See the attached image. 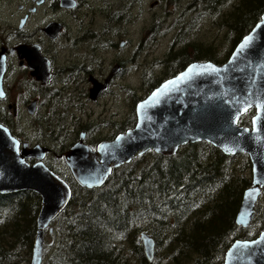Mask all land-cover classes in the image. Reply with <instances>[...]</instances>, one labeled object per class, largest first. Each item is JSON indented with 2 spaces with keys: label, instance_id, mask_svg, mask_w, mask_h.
I'll return each mask as SVG.
<instances>
[{
  "label": "trees",
  "instance_id": "trees-1",
  "mask_svg": "<svg viewBox=\"0 0 264 264\" xmlns=\"http://www.w3.org/2000/svg\"><path fill=\"white\" fill-rule=\"evenodd\" d=\"M187 10L197 12V20H210L213 40L183 47H175L174 40L164 78L192 61L223 63L260 19L264 0H190ZM164 78L152 81L149 89ZM238 123L249 124V119L242 115ZM66 179L72 195L53 220L60 238L47 264H159L162 249L164 264H220L234 239L254 238L264 226L258 203L249 226L235 223L251 183L248 156L226 155L206 141L186 143L170 156L149 150L114 168L101 188H83L70 175ZM39 208L40 197L31 190L0 194V264L27 261ZM141 230L155 241L152 261L143 252Z\"/></svg>",
  "mask_w": 264,
  "mask_h": 264
},
{
  "label": "water",
  "instance_id": "water-1",
  "mask_svg": "<svg viewBox=\"0 0 264 264\" xmlns=\"http://www.w3.org/2000/svg\"><path fill=\"white\" fill-rule=\"evenodd\" d=\"M250 43L241 49L246 38ZM211 66L216 71L209 69ZM4 63L0 62V91ZM183 78V79H181ZM154 94H158L154 96ZM251 102V106H249ZM253 107L250 127L239 116ZM246 108V111L243 109ZM136 121L112 140L92 149L79 139L63 152L74 181L83 188H101L114 168L151 150L173 155L186 144L206 141L226 155L244 153L251 163V183L242 194L235 223L250 225L259 197L264 211V12L252 29L220 64L209 60L188 63L161 81L135 105ZM48 148L20 143L0 122V194L31 190L40 197L29 264H43L45 232L72 195V187L43 162ZM26 157L36 158L28 163ZM143 252L152 261L155 241L141 230ZM220 264H264V226L254 238H237Z\"/></svg>",
  "mask_w": 264,
  "mask_h": 264
},
{
  "label": "flooded vegetation",
  "instance_id": "flooded-vegetation-1",
  "mask_svg": "<svg viewBox=\"0 0 264 264\" xmlns=\"http://www.w3.org/2000/svg\"><path fill=\"white\" fill-rule=\"evenodd\" d=\"M142 4L143 0H0V62L4 63L0 106L5 111L0 114V122L11 130L6 115L15 119L20 106L36 119H50L48 129H59L57 133L40 130L42 137L37 133V139L24 140L11 132L29 147H47L44 164L66 181L71 176L69 169L61 175L48 158L64 161L63 152L79 139L80 133H84L83 141L95 149L100 142L112 140L132 127L136 103L157 86L149 89L150 84L146 95L134 101L133 118L113 133V84L118 74L129 70L125 64L132 62V57L119 56L127 42H116L113 35L118 33L119 25L130 21L133 5ZM147 38L144 43L149 42ZM127 87H120L121 91L133 93ZM61 97L75 103L79 110L78 118L73 116L70 123L54 108ZM254 113L251 107L241 114L239 118L245 115L249 119V124L241 125L250 127ZM40 122L39 128H44ZM102 128L104 134L99 133ZM25 159L28 163L37 161L33 157ZM53 224L52 230L46 232L54 234Z\"/></svg>",
  "mask_w": 264,
  "mask_h": 264
},
{
  "label": "rangeland",
  "instance_id": "rangeland-1",
  "mask_svg": "<svg viewBox=\"0 0 264 264\" xmlns=\"http://www.w3.org/2000/svg\"><path fill=\"white\" fill-rule=\"evenodd\" d=\"M189 1L182 0L172 4L166 0H158L157 3L156 0H143L141 6L133 5L130 21L125 25L118 26V33L113 35V40L119 42L123 39L127 42L123 49L119 51V56L122 58L132 57V62L129 61L125 64L129 67V70L121 75L118 74L113 84V133L120 130V126H125L126 122H129V118H133L132 106L134 100L146 95L145 92L152 81L164 77L165 66L163 60L166 58L170 45H173L175 41H178L175 47H183L185 44L192 42H202L204 44L212 42L215 30L210 20L206 17H199L197 20L195 16L197 12L186 11ZM116 17H113V19ZM153 37L156 38L151 40ZM146 38L149 40L148 43H144ZM122 86H128L127 89L130 88L133 93L121 91ZM54 108L57 112L64 114L69 123L73 116L78 118L79 110L75 107V103L72 105L69 100H63L62 97L59 98L58 103L54 104ZM19 110L20 112L13 120H10L13 118L12 115H6L9 118L7 124L14 131L12 132L16 137H22L24 140L27 138L35 140L38 134L41 136L40 130L45 134L46 131H50L51 128L48 129L51 125L50 119L46 118L47 122L40 117L36 119L22 106ZM41 112L42 115L45 114L44 110H41ZM1 113L4 114L5 111L0 106ZM40 120L42 121L40 122ZM37 122H40L44 128H39ZM71 130H74V128H71ZM99 133L104 134L105 130L102 128ZM69 135L73 138V131H70ZM147 159H149L148 156L140 160L139 165H142ZM48 161L61 175L68 173L64 161H57L51 157L48 158ZM258 204H261L263 209L261 199ZM139 225H142V223L139 222ZM53 226L55 230L56 225L53 224ZM59 238L58 235L45 232L43 264H47V256L56 249ZM160 252L158 254L163 256H161L159 264H164L165 255L163 253L166 254L165 249ZM24 257L27 261L20 264H29L30 255H24Z\"/></svg>",
  "mask_w": 264,
  "mask_h": 264
},
{
  "label": "snow or ice",
  "instance_id": "snow-or-ice-1",
  "mask_svg": "<svg viewBox=\"0 0 264 264\" xmlns=\"http://www.w3.org/2000/svg\"><path fill=\"white\" fill-rule=\"evenodd\" d=\"M251 39H252L251 37L246 38L245 41L243 42V44L241 45V49H243L244 47H246V46L250 43ZM209 69H211L213 72L216 71V70H215L214 68H212L210 65L207 66V67H205L203 70H204V71H208ZM181 79H183V78H181ZM156 95H158V94H154V96H156ZM2 96H3V92L0 91V97H2ZM249 106H251V102H249ZM243 111H246V108L243 109Z\"/></svg>",
  "mask_w": 264,
  "mask_h": 264
}]
</instances>
